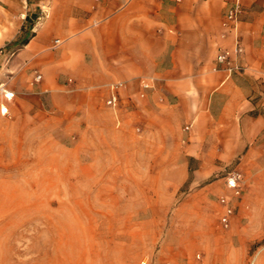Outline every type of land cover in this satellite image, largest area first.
Masks as SVG:
<instances>
[{"label": "rangeland", "instance_id": "obj_1", "mask_svg": "<svg viewBox=\"0 0 264 264\" xmlns=\"http://www.w3.org/2000/svg\"><path fill=\"white\" fill-rule=\"evenodd\" d=\"M49 2L0 0V105L9 112L0 122L13 111L60 119L42 131L43 145H60L53 156L33 153L42 144L34 136L9 148L0 138V264H193L196 253L204 264H264V137L252 141L250 154L234 155V140L220 131L226 123L212 122L210 133L185 116L147 125L129 108L123 136L114 128L118 112L90 136L81 108L64 118L47 97L36 106L28 92L5 89V70L21 68L16 49L47 18ZM3 88L13 97L4 98ZM51 131L53 140L45 138ZM88 161L94 170L77 168ZM120 163L137 169L116 171ZM234 168L243 189L222 228L217 198L230 194L224 176Z\"/></svg>", "mask_w": 264, "mask_h": 264}, {"label": "crops", "instance_id": "obj_2", "mask_svg": "<svg viewBox=\"0 0 264 264\" xmlns=\"http://www.w3.org/2000/svg\"><path fill=\"white\" fill-rule=\"evenodd\" d=\"M234 1L50 0L47 18L36 29L29 28L30 39L16 49L21 68L17 71L10 65L5 70L9 73L5 89L28 92L36 106H42L47 97L64 118L81 108L90 136L110 123L107 118L112 112H118L114 128L123 136L128 130V108L130 114L145 118L147 125L159 120L164 127L185 116L193 124H204L205 133H210L212 122L226 123L220 131L234 140L231 153L248 155L252 141L264 137V56L260 51L264 0H239L242 12L224 32L221 16ZM236 39L242 51L235 63L241 70L213 71L217 50L231 49ZM36 74L41 78L35 83ZM141 80L151 88L142 89ZM115 82L124 84L118 92L119 111L103 107L102 96L112 94ZM217 100L219 108L214 112ZM59 120L13 111L9 121L0 122L1 146H22L23 139L34 136L42 144H36L33 153L53 156L60 145L54 141L43 145L42 131L44 124ZM15 132L18 136L12 135ZM52 134L45 138L53 140ZM76 166L87 172L95 168L89 161ZM136 169L134 164L115 165L119 172Z\"/></svg>", "mask_w": 264, "mask_h": 264}, {"label": "built area", "instance_id": "obj_3", "mask_svg": "<svg viewBox=\"0 0 264 264\" xmlns=\"http://www.w3.org/2000/svg\"><path fill=\"white\" fill-rule=\"evenodd\" d=\"M179 2L180 0H174ZM242 12V6L239 3V0L234 1L233 3L226 6L224 9L220 26L224 32H228L234 25L236 18ZM58 40L54 41V44H57ZM242 48L240 42L236 39L233 43L231 49L220 48L217 50V53L213 62V71L222 70L227 73L239 72L241 67L235 63V58L241 53ZM260 51L264 54V32H262L261 41H260ZM41 76L36 74L33 78V82H38ZM124 87L122 82H115L111 85L112 94H110L105 100L104 105L108 108H117L120 103V98L118 92ZM140 87L142 89H149L151 86L144 80L140 81ZM2 88V84L0 85ZM4 98L10 99L13 97V93L9 92L7 95V90L4 88L1 89ZM0 114L7 116L9 114L7 106L0 105ZM184 130H188V127H185ZM224 185L225 188L230 192L229 195H220L217 198V202L220 206V212L218 216L219 224L222 228H227L230 224L231 218L234 215L235 209V200L239 199L242 194L243 189V178L241 172L234 168L228 171L224 176ZM142 264H145L142 262ZM193 264H204L201 254L196 253L193 258ZM249 264H253L250 262Z\"/></svg>", "mask_w": 264, "mask_h": 264}, {"label": "bare ground", "instance_id": "obj_4", "mask_svg": "<svg viewBox=\"0 0 264 264\" xmlns=\"http://www.w3.org/2000/svg\"><path fill=\"white\" fill-rule=\"evenodd\" d=\"M9 92H7V95H10V94H8Z\"/></svg>", "mask_w": 264, "mask_h": 264}]
</instances>
